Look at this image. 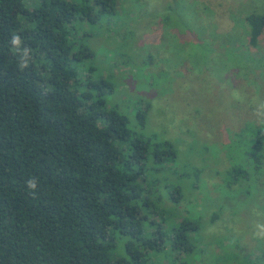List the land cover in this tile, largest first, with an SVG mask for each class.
Here are the masks:
<instances>
[{
  "label": "trees",
  "instance_id": "trees-1",
  "mask_svg": "<svg viewBox=\"0 0 264 264\" xmlns=\"http://www.w3.org/2000/svg\"><path fill=\"white\" fill-rule=\"evenodd\" d=\"M118 3L0 0V264H196L211 244L199 240L206 223L179 208L181 189L165 184L177 155L145 131L155 102L122 111L92 65L90 39L103 27L111 39ZM245 21L256 48L264 14ZM13 34L31 49L27 66ZM250 150L251 168L227 170L228 189L264 169V124Z\"/></svg>",
  "mask_w": 264,
  "mask_h": 264
},
{
  "label": "rangeland",
  "instance_id": "rangeland-1",
  "mask_svg": "<svg viewBox=\"0 0 264 264\" xmlns=\"http://www.w3.org/2000/svg\"><path fill=\"white\" fill-rule=\"evenodd\" d=\"M120 10L111 39L107 27L90 39L92 65L116 86L109 101L122 111L155 102L145 131L176 151L165 184L181 189L187 217L206 223L200 243L210 240L220 264H264V239L254 235L264 223V169L226 187L227 170L252 167L264 124L263 33L250 47L245 21L264 14V0H121ZM210 246L196 264H217Z\"/></svg>",
  "mask_w": 264,
  "mask_h": 264
},
{
  "label": "clouds",
  "instance_id": "clouds-1",
  "mask_svg": "<svg viewBox=\"0 0 264 264\" xmlns=\"http://www.w3.org/2000/svg\"><path fill=\"white\" fill-rule=\"evenodd\" d=\"M11 45L20 54V60L23 66H27L31 56V49L28 46L22 44V38L20 35L13 34L10 40ZM26 188L32 193L36 194L38 189V181L34 178H29L26 181ZM254 235L258 239H264V223H257L255 225Z\"/></svg>",
  "mask_w": 264,
  "mask_h": 264
}]
</instances>
